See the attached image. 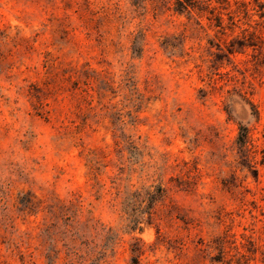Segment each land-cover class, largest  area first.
Returning <instances> with one entry per match:
<instances>
[{"label": "rangeland", "instance_id": "rangeland-1", "mask_svg": "<svg viewBox=\"0 0 264 264\" xmlns=\"http://www.w3.org/2000/svg\"><path fill=\"white\" fill-rule=\"evenodd\" d=\"M133 2L0 0V264H264V18Z\"/></svg>", "mask_w": 264, "mask_h": 264}, {"label": "trees", "instance_id": "trees-1", "mask_svg": "<svg viewBox=\"0 0 264 264\" xmlns=\"http://www.w3.org/2000/svg\"><path fill=\"white\" fill-rule=\"evenodd\" d=\"M257 3V8H249L248 9V2H244V0H233V2L236 5V8L232 10V14H239L243 13L245 17H251L253 15H258L260 18H264V1L261 0H253ZM138 0H134L133 4H137ZM212 2H215L219 5L227 4L230 5V0H173L172 7H169L168 10H171L173 13H176L178 15H188L190 16L192 12L196 13H209V14H214V11L217 10V7L211 6ZM208 20H210L211 23V18L208 17ZM215 24L214 26L216 27H221L224 28L222 25V19L220 16L215 17ZM232 25L237 26V22L231 18ZM246 24V23H245ZM248 24V23H247ZM256 25H261L264 26V21L258 22L255 21ZM209 27L211 24L208 25ZM251 27V25H248ZM239 27V26H238ZM248 31V28L242 29V32L245 33ZM245 46H251L250 44H244ZM264 66V63H262ZM246 136L244 137V140H241V144L245 145L246 143ZM261 159H259L258 164L264 169V150H261ZM157 192H162V189H158ZM152 204L155 203V199H151Z\"/></svg>", "mask_w": 264, "mask_h": 264}]
</instances>
